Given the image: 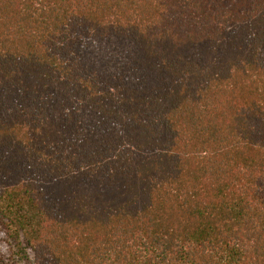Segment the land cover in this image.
<instances>
[{
  "label": "trees",
  "instance_id": "16d2710c",
  "mask_svg": "<svg viewBox=\"0 0 264 264\" xmlns=\"http://www.w3.org/2000/svg\"><path fill=\"white\" fill-rule=\"evenodd\" d=\"M0 264H264V0H0Z\"/></svg>",
  "mask_w": 264,
  "mask_h": 264
}]
</instances>
